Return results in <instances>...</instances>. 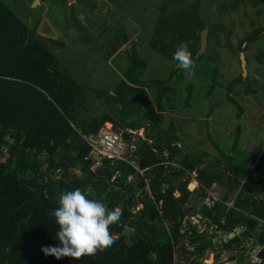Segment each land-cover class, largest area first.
Segmentation results:
<instances>
[{"label":"trees","instance_id":"1","mask_svg":"<svg viewBox=\"0 0 264 264\" xmlns=\"http://www.w3.org/2000/svg\"><path fill=\"white\" fill-rule=\"evenodd\" d=\"M233 1L239 4L221 0L213 6L224 12L225 3ZM153 4L159 15L149 47L177 67L173 55L178 45L186 44L194 74L177 67L168 81L145 82L147 61L132 47L126 50L130 64L116 87L89 92L0 1V264H203L206 253L216 248L213 238L207 233L180 235L183 221L193 214L218 225L226 220L220 247L233 254L230 262L245 264V255L253 252L264 264V139L256 151L245 153L240 149L242 128L236 127L228 149L208 136L218 154L205 149L192 154L173 121L166 132L161 130L167 115L181 117L193 109L194 82H204L198 90L207 100H214L216 92L220 99L206 117L210 120L223 105L241 109L236 89L252 81L243 78L242 70L228 86L218 82L222 75L214 47L222 45L221 13L209 20L202 0ZM205 29L207 53L196 58ZM263 36L264 27H256L239 43L248 70L251 62L264 63L261 47L245 53ZM114 46L113 52L118 51L119 44ZM250 93L256 91L250 88ZM94 99L107 111L94 114ZM105 124L136 151L124 160L102 159L92 170L87 138L98 135ZM142 130L146 138L139 136ZM77 188L109 209L121 207L120 221L110 225L119 240L94 256L57 261L41 251L59 244L58 225L48 213L59 207L63 192ZM211 190L221 200L209 209L203 201Z\"/></svg>","mask_w":264,"mask_h":264},{"label":"rangeland","instance_id":"2","mask_svg":"<svg viewBox=\"0 0 264 264\" xmlns=\"http://www.w3.org/2000/svg\"><path fill=\"white\" fill-rule=\"evenodd\" d=\"M0 1L9 6L12 13L29 30L35 31L41 37L43 42L65 62L66 69L87 86L89 92L112 91L116 87L122 71L130 64V55L126 50H132V47H137L141 57L147 61L145 82L168 81L171 72L178 67H174L172 61L149 47L159 15L153 4L156 0ZM217 1L221 0H202V10L206 11L209 20L212 21L217 13H221L220 21L225 30L222 45L215 46L214 50L218 55L222 75L218 82L224 88L242 73L240 59L242 52L239 51V43L254 28L264 27V0H239V4L234 1L227 2L224 12L222 8L213 6ZM230 32L232 34H229ZM127 38L129 44L124 40ZM115 43L119 44V50L113 52ZM231 43L234 48H227L226 45ZM258 47L264 50V36L245 53L252 55ZM248 78L252 83L246 82L238 86L236 89L238 95L234 96L241 109L231 104L223 105L215 111L210 120L206 117L215 101L220 99L216 98V92L214 100H207L205 94L198 90L199 86H204V82L201 80L194 82L197 89L193 109L185 111L186 115L181 117L176 114L167 115L161 130L166 132L173 121L175 133L179 132L180 139L186 143L192 154L205 149L212 155H217V149L208 136L216 143H221L222 148L228 149L227 146L233 145L235 140L236 127H240L243 132L240 149L245 153L246 151L251 153L250 149L256 151L260 140L264 139V63L255 62L252 65L251 62L246 76V79ZM179 85L182 86V83ZM250 88L255 90L256 94L248 95ZM224 103L223 98L222 104ZM92 105L94 114L107 111L106 107L95 99ZM184 110L181 108L182 112ZM107 125L109 124L103 126L98 135L107 131L118 133V130ZM139 136L146 138V132L140 131ZM213 241L216 248L206 253L203 264H236L230 262L233 254L225 252L220 247L221 239L216 238ZM218 255L221 256L217 257ZM252 262H255V257L253 252H249L245 255L244 263Z\"/></svg>","mask_w":264,"mask_h":264},{"label":"clouds","instance_id":"3","mask_svg":"<svg viewBox=\"0 0 264 264\" xmlns=\"http://www.w3.org/2000/svg\"><path fill=\"white\" fill-rule=\"evenodd\" d=\"M173 60L189 76L194 74V61L186 44L178 45ZM58 225L56 239L59 244L42 247L45 256L57 261L70 258L79 261L91 257L118 242L119 236L110 231L122 217V209H109L105 203L89 196L77 188L65 191L59 197V207L48 213Z\"/></svg>","mask_w":264,"mask_h":264},{"label":"built area","instance_id":"4","mask_svg":"<svg viewBox=\"0 0 264 264\" xmlns=\"http://www.w3.org/2000/svg\"><path fill=\"white\" fill-rule=\"evenodd\" d=\"M87 143L91 148L90 156L93 157V163L91 165L92 170L100 165L102 159L124 160L126 159L127 154H133L136 151L134 146L131 144L127 145L126 142H124L121 134H116L111 131H107L101 135L91 136L87 138ZM165 155L167 156V153H165ZM192 177L196 178V174H193ZM196 188H199L198 183ZM220 200L221 199L218 197L217 193L211 190L208 192V197L204 199L203 204L209 209H212L216 202ZM224 225H226L225 219H223L222 225H218L204 217L202 214H193L186 217L183 221L180 235L192 238L195 234L202 235L203 233H207L209 237H212L213 239L220 238L223 241L221 227ZM253 263L258 264L259 259L255 258V262Z\"/></svg>","mask_w":264,"mask_h":264},{"label":"water","instance_id":"5","mask_svg":"<svg viewBox=\"0 0 264 264\" xmlns=\"http://www.w3.org/2000/svg\"><path fill=\"white\" fill-rule=\"evenodd\" d=\"M208 34H209V30L205 29L202 33H201V39H200V49L196 55V58H199L200 56H203L207 53V47H208ZM241 67L243 70V78L246 79L247 76V61H246V56L244 53H241Z\"/></svg>","mask_w":264,"mask_h":264},{"label":"crops","instance_id":"6","mask_svg":"<svg viewBox=\"0 0 264 264\" xmlns=\"http://www.w3.org/2000/svg\"><path fill=\"white\" fill-rule=\"evenodd\" d=\"M37 4L39 5V3H37ZM38 5H37V6H38ZM221 242H222V240H221Z\"/></svg>","mask_w":264,"mask_h":264}]
</instances>
